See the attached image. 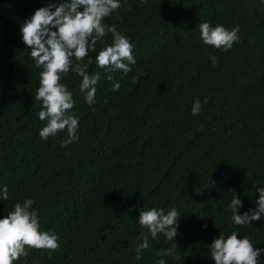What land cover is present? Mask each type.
<instances>
[{
	"label": "trees",
	"instance_id": "obj_1",
	"mask_svg": "<svg viewBox=\"0 0 264 264\" xmlns=\"http://www.w3.org/2000/svg\"><path fill=\"white\" fill-rule=\"evenodd\" d=\"M61 2L0 0V194L9 195L0 219L31 199L40 230L59 243L26 248L13 264H213L211 243L233 232L264 249V214L236 225L229 207L235 192L237 215L254 210L264 188V0H120L103 23L129 39L136 63L127 74L100 68L95 58L112 36L97 41L81 62L92 59L86 71L100 73L92 105L82 78L61 74L79 119L67 144L66 130L39 135L42 69L20 32L35 10ZM203 22L238 27L232 48L205 45ZM152 208L180 214L174 256L158 255L173 247L164 233L153 238L139 224Z\"/></svg>",
	"mask_w": 264,
	"mask_h": 264
},
{
	"label": "clouds",
	"instance_id": "obj_2",
	"mask_svg": "<svg viewBox=\"0 0 264 264\" xmlns=\"http://www.w3.org/2000/svg\"><path fill=\"white\" fill-rule=\"evenodd\" d=\"M120 0H67L58 5L49 3L34 11L33 15L21 26L22 42L30 49V55L35 61V67L41 68L40 86L35 99L42 101L44 110L39 112V119H47L39 135L47 140L50 136L64 130L71 143L78 139L76 132L79 119L71 110L74 107L72 93L67 85L61 83V74L69 71L76 73L81 80V91H86V102L95 103L97 82L100 73L89 74L86 69L92 64V59L81 63L90 51H95L97 41L103 42L107 34H111L112 43L105 46L96 56V63L100 68L121 70L124 74L131 71L129 65L136 63L133 57V45L129 39L116 30L115 25L107 26L104 18L121 8ZM55 29V31H53ZM201 39L205 45L228 51L238 39L239 28L227 30L222 25L215 27L203 22L199 26ZM211 62L217 63L218 57L211 56ZM127 62V63H125ZM112 79L111 76L108 77ZM119 83L113 90H118ZM204 103H207L205 99ZM202 108L197 99L193 102L192 114L198 115ZM231 191V189H229ZM259 198L254 210L237 215L242 207L241 200L233 192L229 207L232 210V220L236 225H250L258 222L264 214V188H257ZM0 199H9L8 188L4 187ZM34 201L27 199L23 204L16 203L14 211L0 219V264H13L22 256H26V248L55 250L59 247L55 234L42 232L38 221V213L30 210ZM180 217L176 208L165 212L163 209L152 208L140 211L139 224L149 230L151 237L164 233L173 247L158 255L174 256L177 245L173 242L177 235V221ZM206 227V225L204 226ZM149 247L147 237L136 249V259H142L141 251ZM213 264H260V256L264 249L254 248L248 236L238 238L233 232L226 239L223 233L219 234L210 245ZM158 264H166L160 259Z\"/></svg>",
	"mask_w": 264,
	"mask_h": 264
}]
</instances>
